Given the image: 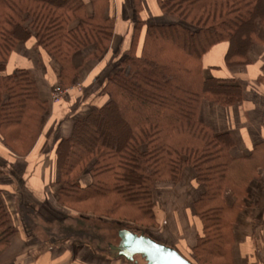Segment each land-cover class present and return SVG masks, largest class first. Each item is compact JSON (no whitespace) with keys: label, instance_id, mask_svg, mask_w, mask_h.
I'll list each match as a JSON object with an SVG mask.
<instances>
[{"label":"trees","instance_id":"obj_1","mask_svg":"<svg viewBox=\"0 0 264 264\" xmlns=\"http://www.w3.org/2000/svg\"><path fill=\"white\" fill-rule=\"evenodd\" d=\"M110 1L0 0V141L14 156L24 158L34 148L50 107L28 71L5 74L11 54L34 38V47L56 63L59 86H73L82 67L101 61L111 47L115 19L106 16ZM155 4L165 23L142 20V1L130 0L131 42L125 59L104 78L100 95L106 102L75 117L56 144L58 202L71 210L85 206L79 210L83 216L90 212L120 224L153 227L154 188L178 184L189 168L202 188L192 204L201 235L191 252L198 264H233V228L250 183L264 168V144L233 158L232 136L216 134L200 120L202 104L235 107L243 97L241 83L210 73L219 66L205 70L203 59L224 48L223 68L231 73L244 69L251 47L260 44L264 0ZM89 49L76 67L74 58ZM84 172L90 183L79 187ZM224 191L231 193V206ZM125 211L132 213L120 219ZM12 234L0 198V256Z\"/></svg>","mask_w":264,"mask_h":264},{"label":"rangeland","instance_id":"obj_2","mask_svg":"<svg viewBox=\"0 0 264 264\" xmlns=\"http://www.w3.org/2000/svg\"><path fill=\"white\" fill-rule=\"evenodd\" d=\"M141 1L143 11L141 16L145 21L166 22L165 18L160 17L158 12L152 14L153 12L148 3L144 5V0ZM117 4L114 2V6H117L118 9L114 13L113 10L111 11L112 14L118 15L120 22L116 29L114 43L111 44V47L101 61L88 63L82 67L79 79L73 86L68 88H61L59 86L56 78L58 71L56 63L42 48L34 47V38H31V41L29 40L30 43L26 46L27 52L20 48L22 50V58L24 59L17 65L19 67L20 65H26L31 77L38 84L37 86L40 89L41 97L49 103V115L45 118L40 135L45 137L44 134L48 129L45 144H42V149L43 152L48 153V156H51L50 161L51 159L55 160V164L57 162L54 156L56 144L60 138L67 136L69 123L75 117L84 115L90 107L101 106L106 102L107 97L100 95V91L104 85V78L111 69L114 70L117 64L125 59V53L129 49L134 26L130 0H123V4ZM89 51L90 49L75 57L74 64L76 67L82 65V61ZM243 86L245 87L246 84H243ZM59 91L62 94L60 95L59 101L55 102L54 97H57ZM55 112L56 114L58 113L59 118L55 116ZM211 119L209 115L207 117V125L211 122ZM45 127L46 130L44 131ZM4 151H7L10 156L13 155L3 147L0 141V169L2 170L0 173V186L5 187L4 189H9V185L16 187L19 198L20 194H23L31 204H36V206L32 205L33 208L31 209V216L34 217V222L29 224L30 228L27 224L26 226L37 236L36 238H27L25 240L43 241L48 244L51 242H63L64 240L72 242L80 239L84 240L85 244L95 251L100 252L101 256L104 255L106 257L105 260H115L110 257L108 246L118 245V232L126 229L137 234L144 233L156 242L167 244L178 250L191 263L198 264L191 252V248L194 245L197 235H201V224L188 206L189 203H193L197 196H199L202 188L196 184L195 175L191 169H188L183 174L178 184L164 183L158 184L154 188V213L158 222L153 227H142L132 223L120 224L109 218L93 216L90 212H87L83 216L79 213V210L86 208L85 206H79L77 210H71L67 206H61L57 197V191L59 189V177H57L59 174H57V168H54L52 178L50 177L52 180L51 183H48L44 187L45 192L43 193L44 198L42 202L37 201L39 199L37 198L36 200L33 194L29 192L27 184L29 181L28 176L20 173L23 163L20 160L17 162L7 160L3 157L5 155ZM89 179L87 172H84L78 180L77 185L84 187L90 183ZM1 193L6 199L12 198L11 192L8 193L0 190V198ZM125 212V214H121L120 219H126L127 215H131L132 213L131 211ZM189 216H192L193 221H189ZM195 226H198L197 231H195ZM11 237L9 238V246ZM27 242L25 241V244ZM11 251L0 256V264H12ZM125 261L123 258H116V263L125 264L128 262ZM128 264L133 263L128 262Z\"/></svg>","mask_w":264,"mask_h":264},{"label":"crops","instance_id":"obj_3","mask_svg":"<svg viewBox=\"0 0 264 264\" xmlns=\"http://www.w3.org/2000/svg\"><path fill=\"white\" fill-rule=\"evenodd\" d=\"M83 2L88 4L89 0H83ZM114 2L115 4H123V0H111L106 11V16L115 19V31L112 44L114 43L116 29L120 23L118 15L111 13L112 10L114 13L118 9L117 6H114ZM146 3L150 5L152 14L158 12L155 0H144L143 4L146 5ZM141 13L140 17L144 20ZM257 33L260 44H255L251 47L249 52L250 63L239 72L231 73L223 68L222 58L224 48L212 50L203 59L205 70L208 67H221L219 70L212 69L210 73L222 77L232 76L242 85L246 84L245 87L243 86V97L239 105L221 108L204 103L200 109V120L207 124V117L210 115L212 119L208 125L212 127L216 134L227 132L232 136L234 146L230 149L229 153L233 158L248 155L255 145L260 143L264 144V29H260L259 27ZM30 41L28 40L19 45L11 54L5 67L6 75L13 74L17 69L29 72L26 65H20L19 67L17 64L24 59L22 58L21 49L27 52L26 46ZM55 116L57 118L60 117L56 112ZM46 132L44 134L45 137H47ZM45 137L40 135L34 148L24 158L10 156L7 151H4L5 155L3 156L7 160H12V162L20 160L23 163L20 173L28 176L29 181L27 184L29 192L33 194L36 200L38 198L39 200L37 201L39 202H42L44 198V187L52 181L51 178L54 173V168L58 170L57 162L55 164V160L53 159L50 161L51 156H48L47 152H43L42 144H45ZM39 158L41 159L39 160ZM188 169L186 168L183 174ZM9 187V189H4L5 187L0 186V190L12 193V198L7 199L1 193V200L8 212L13 227L10 246L4 253L5 255L12 250V264H122L116 263V259L105 260L106 257L104 255L101 256L100 252L95 251L85 244L84 240L80 239L72 242L64 240L63 242H51L48 244L43 241L25 240L27 238L33 239V237L36 238L37 236L26 226L27 224L29 227V224L34 222V217L31 216V209L36 204H31L23 194H20L19 198L16 191L17 188L11 185ZM223 198L228 206L232 205L233 198L229 191H224ZM191 203H189L188 207L194 213L192 208L193 203ZM191 217L189 216V221H193ZM156 222L158 221L156 220ZM233 229L235 238L232 247L233 264H264V168L260 170L258 178L250 183L248 196L245 200V208L239 213ZM197 230L198 226L195 231ZM25 241H28L27 244H25ZM125 264H128V262Z\"/></svg>","mask_w":264,"mask_h":264},{"label":"water","instance_id":"obj_4","mask_svg":"<svg viewBox=\"0 0 264 264\" xmlns=\"http://www.w3.org/2000/svg\"><path fill=\"white\" fill-rule=\"evenodd\" d=\"M118 245H109L111 258H123L133 264H193L178 251L167 245L156 242L144 233L129 230L118 232Z\"/></svg>","mask_w":264,"mask_h":264},{"label":"built area","instance_id":"obj_5","mask_svg":"<svg viewBox=\"0 0 264 264\" xmlns=\"http://www.w3.org/2000/svg\"><path fill=\"white\" fill-rule=\"evenodd\" d=\"M61 94H62V92L59 91L57 97H54V101L55 102H58L59 101Z\"/></svg>","mask_w":264,"mask_h":264}]
</instances>
